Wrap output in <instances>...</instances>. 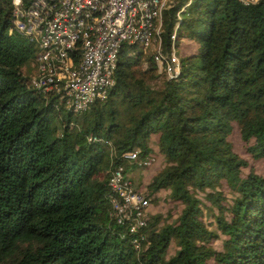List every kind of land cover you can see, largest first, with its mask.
<instances>
[{
    "label": "trees",
    "instance_id": "obj_1",
    "mask_svg": "<svg viewBox=\"0 0 264 264\" xmlns=\"http://www.w3.org/2000/svg\"><path fill=\"white\" fill-rule=\"evenodd\" d=\"M10 7L0 0V264H264V0H171L161 50L196 40L176 76L123 42L105 97L75 113L30 85L21 66L36 47L7 32ZM234 127L261 173L233 150ZM152 135L167 164L146 194L170 186L183 206L159 226L149 215L135 248L112 215L108 170L125 151L150 153Z\"/></svg>",
    "mask_w": 264,
    "mask_h": 264
},
{
    "label": "built area",
    "instance_id": "obj_2",
    "mask_svg": "<svg viewBox=\"0 0 264 264\" xmlns=\"http://www.w3.org/2000/svg\"><path fill=\"white\" fill-rule=\"evenodd\" d=\"M171 0H10L7 32L15 31L36 47V72L29 78L43 97L50 93L69 102L72 111H82L105 97L114 81L118 49L123 42L154 47L153 61L166 78L179 70L177 46L161 50V13ZM247 4L256 0H240ZM174 39V31L170 34ZM125 162L145 167L154 160L150 152L121 154ZM134 166V167H135ZM110 206L115 221L136 233L133 247L142 245L149 215L150 197L134 186L129 171L120 163L108 170ZM152 264H160L154 262Z\"/></svg>",
    "mask_w": 264,
    "mask_h": 264
},
{
    "label": "rangeland",
    "instance_id": "obj_3",
    "mask_svg": "<svg viewBox=\"0 0 264 264\" xmlns=\"http://www.w3.org/2000/svg\"><path fill=\"white\" fill-rule=\"evenodd\" d=\"M195 44H196V40L194 38L182 37L179 40L176 49L178 56L192 51L194 49ZM138 48L141 49L143 53H152L154 50V47L143 48L140 45L138 46ZM21 68L22 71L30 77L33 76L36 72V66L33 59L25 61L22 64ZM62 105H63L62 111H65L66 109L69 108V102L66 101L62 102ZM155 138H156L155 135H152L148 140V144L151 146V153L154 155V160L151 161L148 166L145 167L135 166L134 170L127 171L133 180L134 186L142 190L144 193L146 192L145 186L149 181V179L151 178V176L157 173L158 171L162 170L164 166L167 164V161L163 157V155L157 152V147L155 145ZM228 140L231 142L233 150L238 155L243 157L249 165H252V167L257 173L262 172L261 160L260 159L252 160L250 155L246 152L245 144L240 139L235 127L232 129L230 135L228 136ZM128 165L129 163L125 162L124 166L128 167ZM241 170L242 172H246L248 170V167L247 166L243 167L241 168ZM219 188H221L222 192L227 198H231V193L228 191L224 183H222V186ZM170 191H171V187L168 186L158 189L153 196H149L150 197V205L148 209L149 215L151 214L160 215L158 226L163 223L173 221L176 215L179 213L181 207L183 206V202H181L180 200H170ZM196 195L202 200V202H206L203 197V192L198 191L196 192ZM213 212L216 213V210L214 208H213ZM204 218L206 221L211 219V217L208 214H206ZM222 236L223 235L220 234V237ZM214 246L216 247L219 246V240L214 241ZM175 249H176L175 240L172 239L169 245L168 252L166 253L165 257L169 256Z\"/></svg>",
    "mask_w": 264,
    "mask_h": 264
},
{
    "label": "crops",
    "instance_id": "obj_4",
    "mask_svg": "<svg viewBox=\"0 0 264 264\" xmlns=\"http://www.w3.org/2000/svg\"><path fill=\"white\" fill-rule=\"evenodd\" d=\"M150 146V145H149ZM151 147V146H150ZM134 166H130L129 168H128V170L130 171V170H134ZM131 173H132V171H131Z\"/></svg>",
    "mask_w": 264,
    "mask_h": 264
}]
</instances>
